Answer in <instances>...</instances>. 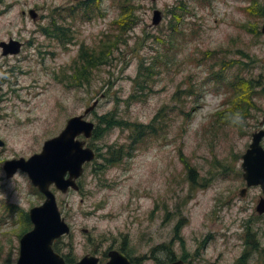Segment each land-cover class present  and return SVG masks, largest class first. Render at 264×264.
I'll return each mask as SVG.
<instances>
[{
  "label": "rangeland",
  "instance_id": "374dc122",
  "mask_svg": "<svg viewBox=\"0 0 264 264\" xmlns=\"http://www.w3.org/2000/svg\"><path fill=\"white\" fill-rule=\"evenodd\" d=\"M263 24L264 0H0V41H24L17 53L0 46V264H16L32 227L22 208L45 200L5 161L41 150L91 105L96 156L79 189L52 186L72 227L56 249L264 264L260 188L240 192L242 154L264 128Z\"/></svg>",
  "mask_w": 264,
  "mask_h": 264
},
{
  "label": "water",
  "instance_id": "95a60500",
  "mask_svg": "<svg viewBox=\"0 0 264 264\" xmlns=\"http://www.w3.org/2000/svg\"><path fill=\"white\" fill-rule=\"evenodd\" d=\"M31 14L37 13L31 9ZM162 18L160 9L154 10L153 21L159 23ZM264 33V24L262 27ZM4 51L18 50L20 43L16 40L1 41ZM14 46V47H13ZM94 108H86L85 112ZM95 122L86 118L85 113L70 117L64 129L57 135L45 140L43 149L26 158H13L7 160L5 169L8 176L13 175L18 168L28 172L33 183L46 194L44 203L35 205L30 209V217L34 227L21 237L20 257L17 264H133L131 258L122 250L110 249V258L105 262L99 261V256L86 254L80 260L69 263L64 256L53 247L54 239L62 233L69 231L70 226L61 215L56 194L50 188L52 183L67 190L70 185L78 186L76 178L84 171V162L95 157V151L90 146H84L86 139L78 137L84 133L87 137L93 134ZM264 129L254 133L250 146L243 154L244 177L248 185L261 183L264 187V146L261 138ZM0 144L3 140L0 139ZM70 177L66 178V173ZM247 187L241 189L245 195ZM257 210L264 212V197L257 204ZM163 264V263H158ZM165 264H185L179 258Z\"/></svg>",
  "mask_w": 264,
  "mask_h": 264
},
{
  "label": "trees",
  "instance_id": "16d2710c",
  "mask_svg": "<svg viewBox=\"0 0 264 264\" xmlns=\"http://www.w3.org/2000/svg\"><path fill=\"white\" fill-rule=\"evenodd\" d=\"M87 1H89V0H86V2ZM122 11H124V17H122L120 20H122L124 23L125 22H127L129 19H130V8L129 9H127V8H122ZM250 86H252V82H251V80H250ZM137 85L139 86V87H142L140 84H138L137 83ZM245 99H247L248 100V102H251L252 101V97H251V95L250 96H245ZM106 119L107 120V122L109 123V124H111L112 126L113 125H115V124H120V122H123V121H117L116 119L114 120V121H112L111 119H108L107 117H103V119ZM132 126H135V128H136V130H138V131H140V134L141 133H143V130H142V128H146V127H148L146 124H144V123H134V125L132 124ZM25 219H27V220H30L29 219V216H28V214H26V216L24 217ZM122 249H124V248H122ZM125 250V249H124ZM126 251V250H125ZM131 257H132V259H133V262L134 263H138V257H133L130 253H128ZM185 257V256H184Z\"/></svg>",
  "mask_w": 264,
  "mask_h": 264
},
{
  "label": "flooded vegetation",
  "instance_id": "af4514ba",
  "mask_svg": "<svg viewBox=\"0 0 264 264\" xmlns=\"http://www.w3.org/2000/svg\"><path fill=\"white\" fill-rule=\"evenodd\" d=\"M264 123V122H263ZM254 133V132H253ZM261 144L264 146V136L261 138ZM254 186V185H253ZM255 186H258L259 188H260V193H259V198H262V197H264V187H263V185L260 183V184H258V185H255ZM249 187H251V186H248L247 187V191H248V188ZM71 188L69 187V190H70ZM68 190V191H69ZM66 192V191H65ZM262 214H264V213H259L258 215H262ZM255 244H256V242H255ZM254 245V244H253ZM252 245V246H253ZM111 248H113V247H111ZM110 248V249H111ZM109 249V250H110ZM105 253H107V255H108V253H109V251H107V252H105ZM100 260H102V257L100 256Z\"/></svg>",
  "mask_w": 264,
  "mask_h": 264
}]
</instances>
